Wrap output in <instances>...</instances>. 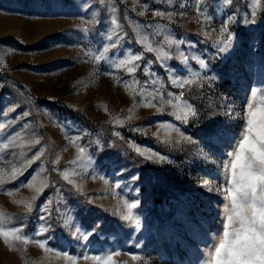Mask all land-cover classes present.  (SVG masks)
<instances>
[{"label": "rangeland", "instance_id": "1", "mask_svg": "<svg viewBox=\"0 0 264 264\" xmlns=\"http://www.w3.org/2000/svg\"><path fill=\"white\" fill-rule=\"evenodd\" d=\"M199 6L210 19L198 16L196 0H173L171 4L167 0H0V123L6 125L0 129V156L10 169L12 164L19 166L21 152L23 159H29L43 147L41 160L47 172L42 175L49 183L34 202L35 193L28 188L15 191L38 171L41 161H36L17 180L3 186L12 189L14 196L0 191V212L12 222L9 226L25 223L22 234L48 239L54 249L45 254L35 244L25 250L14 242L17 251L0 238V264H69L56 251L69 255L115 251L120 253L115 258L118 264H207L226 224L225 200L215 191L225 186L222 161L233 150L247 103H259V96L252 98L251 91L264 90V0L258 5L254 0H233L231 5L225 0H204ZM141 11L144 16L138 15ZM154 11L176 15L169 21L153 16ZM113 15L128 36L109 50L108 63L97 64L93 56L102 50L101 45L112 43L108 36L112 35ZM229 17L235 21L229 25L234 39L220 51L224 45L216 40L222 22ZM130 20L147 32L154 46L165 35L184 43L163 45L171 59L162 66L155 53L144 51L136 42ZM159 29L163 33L154 35ZM127 50L144 53L134 74L112 66ZM183 57H188L186 64ZM200 60L206 68L200 67ZM149 61L146 75L144 67ZM169 70H174L173 79L192 73L203 79L180 89L171 84ZM156 77L163 82L165 99L169 92L176 96L184 92L181 106L186 102L196 112L187 123L169 115L173 109L167 105L163 113L133 108V97L124 84L139 81L137 92L142 86L150 90L152 85L145 82ZM140 100L137 95L136 103ZM8 108L15 110L7 113ZM129 109L133 119L123 126L113 122L124 119ZM25 112L30 115L25 117ZM10 120L17 122L8 126ZM169 122L191 139H182L167 126ZM161 124L165 127L159 128ZM211 130L215 134L208 137ZM16 133L20 134L16 145L24 147L3 149L2 144ZM75 136L82 137L78 145L90 160L72 163L78 147L69 141ZM37 138L39 144L26 143ZM131 144L165 159L147 160ZM13 152L16 156L9 160ZM57 158L59 163L53 164ZM63 171L76 183L63 180ZM48 199L52 202L48 212H41V204ZM136 199L140 203L132 212L138 225L123 218L125 202ZM15 200L32 202V212L27 213L25 205ZM40 215L46 221L39 220ZM41 225L48 231L36 235ZM88 233V240H83L82 235ZM131 255L140 259L133 261ZM78 264L92 262L79 260Z\"/></svg>", "mask_w": 264, "mask_h": 264}, {"label": "snow or ice", "instance_id": "2", "mask_svg": "<svg viewBox=\"0 0 264 264\" xmlns=\"http://www.w3.org/2000/svg\"><path fill=\"white\" fill-rule=\"evenodd\" d=\"M169 4L173 0H167ZM204 0H196L197 3V13L201 18L208 20L205 13L200 9V4ZM233 0H225V3L231 5ZM100 3H104V0H100ZM256 5L259 4V0H254ZM183 5H181L182 7ZM144 9L147 10L148 5L145 4ZM113 13L116 12L115 8L111 10ZM134 11V9H133ZM252 16L255 17L257 12L254 10ZM139 16H144L145 11L138 13ZM176 13L173 12H162L154 11L153 16L166 17L169 21L172 20L173 16ZM183 15V12L180 13ZM98 22V21H97ZM247 23L248 21L245 20ZM91 23V21H89ZM235 23V21L229 17L227 20L223 21L220 27V34L217 37L216 42L222 43L224 47L220 48V51L226 50V47L229 46L234 39V33L230 31L229 25ZM111 24L113 26L112 35L108 36V40L112 43L108 45H101L102 50H99L98 54L94 55L93 58L97 64L100 62L108 63L110 60L109 50L115 49L120 46L121 40H124L127 36V32H122V26L118 23V20L115 15L111 18ZM129 24L132 25V30L135 33L136 42L143 46L144 51L153 52L156 54L157 61L163 63L171 59V55L168 51L165 50L163 45L171 47L172 45H179L184 43L182 40H174L170 36L165 35L164 40L153 45V41L149 40L147 32L134 21H129ZM148 27H151L150 25ZM87 31V28H85ZM163 29L156 30L154 35H160L163 33ZM214 31V30H213ZM118 32H122L121 35H117ZM205 37L211 39V36L208 32L204 33ZM116 36V39L113 41L112 37ZM87 55V53H86ZM144 58V53L139 52L133 54L131 50H127L125 55L120 58L118 61L112 65L116 69H124L128 74H134L137 71V68L140 67L139 61ZM188 57H183V61L186 64ZM151 62H147L144 67V73L148 75L150 69L148 65ZM201 68H206L207 64L205 61H199ZM169 80L172 85L184 89L185 86H190L194 83H199L203 78L199 73H192L190 77L186 78H176L173 79L171 76V71L169 70ZM154 75V74H152ZM117 83H120V80L117 79ZM139 81H134L133 84L125 83L124 87L126 91L129 92V95L133 97V108L145 107L152 108L156 110V113H163L165 105L170 106L173 111L168 113L175 117V120L180 121L181 123H187L189 116H195V110L183 102L184 92L181 91L178 96L173 93H167L168 98L165 99V92L163 89V82L159 77L152 79L151 81H146L145 85L150 83L152 88L149 90L146 86H142L140 91L137 92L135 85ZM264 90H252L251 97L256 98L259 96V103L256 104L253 101H249L246 105V112L243 118V125L238 134V137L235 140V143L232 145V151L226 153L227 159L222 161L223 169V178L225 181L224 187H218L215 189L221 196H223L224 203V214L226 217V224L222 236L218 238V243L213 246V250H210L209 260L207 264H264ZM139 95L141 97L140 103L137 104L135 97ZM14 108H8L7 113L14 111ZM105 111L107 109L105 108ZM4 113L3 115H6ZM25 117L30 115V113L25 112L23 114ZM133 119V110L129 109V114L124 117V119L115 118L114 123L120 126H123L125 121ZM16 120H10L8 126L15 124ZM168 127L173 128L177 133H179L182 139H191L190 137H185L183 133L179 132V128H176L175 125H172L170 122L167 123ZM5 124L0 123V129H4ZM24 128L27 127V124L23 125ZM165 124L159 125V128H164ZM159 128L156 135H159ZM135 131H140V129H133ZM215 134V130L209 131L206 135L211 137ZM116 136H120L119 132L115 133ZM20 134H14L7 143L2 144V148L7 150L10 147H24V145H16V140L19 138ZM81 136H75L70 139V143L78 147V155L76 160L72 163H77V161L91 157L86 156V151L84 147L78 145V141L81 140ZM167 142V139H165ZM27 144L36 145L40 143V139H34L26 142ZM134 151L145 156L147 160H153L154 157H159L160 161H163L165 157L159 156V153L151 152V150L142 151L140 147L135 144L130 145ZM45 150L41 147L31 158L23 159L25 153L21 152L18 157L20 163L12 164L10 169L4 165L8 163L5 161L4 157L0 156V191L5 192L9 197L14 196V191L12 189H5L3 186L5 184L11 183L23 175L24 171L27 170L33 163L36 161H41V166L38 171L34 173L32 178L27 182H21V184L15 190L19 191L21 187L28 188L33 191L35 195L31 198L32 202L39 198L43 194L44 190L49 187L48 177L43 176L42 174L47 172V169L43 167V161L41 158L44 156ZM16 153H11L9 160L12 157H15ZM59 158L53 161V164H58ZM59 171L58 169H54ZM77 173L73 172V175ZM63 180L67 181L69 184H75L76 181L69 178V172L63 171L61 173ZM136 179V177H133ZM108 183V181H105ZM208 184V181H205ZM115 187L119 188L120 185L117 184ZM212 188H209V191H212ZM17 204L25 205V211L31 213L33 210V203L27 202L25 200H15ZM51 200H46L40 206L41 212H48ZM140 201L136 199L134 203H127V213L123 216L125 220H132L137 225L139 220L133 216L132 210L137 208ZM41 221H46L47 217L40 215L38 217ZM12 222L7 219L3 212H0V238L3 239L4 243L12 248L13 250H19L15 247L14 242L21 243L25 250L27 246L32 243L37 245L40 249L43 250L45 254H50L54 252L52 247H49V240H39L35 239L32 236L22 234L26 224L21 222L19 226H9ZM48 231L47 228L40 226L37 230L36 235H41L43 232ZM91 233L82 235L83 240L87 241ZM55 255L57 257L65 258L69 264H78L79 260L85 262L91 261L92 264H118V261L115 259L120 256L119 252H110L101 255H89L88 253H82L80 255H69L67 251L59 252L56 251ZM131 260L137 261L140 259L138 255H131ZM119 264H128L127 261L119 262Z\"/></svg>", "mask_w": 264, "mask_h": 264}]
</instances>
